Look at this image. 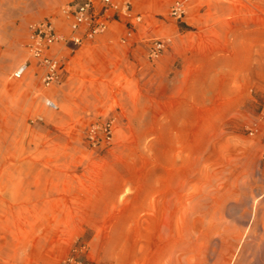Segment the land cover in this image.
Returning a JSON list of instances; mask_svg holds the SVG:
<instances>
[{
	"label": "rangeland",
	"instance_id": "1",
	"mask_svg": "<svg viewBox=\"0 0 264 264\" xmlns=\"http://www.w3.org/2000/svg\"><path fill=\"white\" fill-rule=\"evenodd\" d=\"M70 1L0 0V264H264V0H131V36L57 46L49 87L33 59L11 77Z\"/></svg>",
	"mask_w": 264,
	"mask_h": 264
},
{
	"label": "built area",
	"instance_id": "2",
	"mask_svg": "<svg viewBox=\"0 0 264 264\" xmlns=\"http://www.w3.org/2000/svg\"><path fill=\"white\" fill-rule=\"evenodd\" d=\"M188 0H175L170 8V15L183 18L187 13ZM62 14L68 21V28L62 31L56 21L47 18L29 25L28 48L30 58L18 65L11 77L21 78L31 67L32 59L42 68V82L49 87L59 82L64 69V62L55 52L59 45L72 43L83 46L94 41L99 35L107 32L113 23L123 22L127 36H131L136 27L143 22V14L134 10L131 0H71L62 9ZM126 36V37H127ZM126 38H123V41ZM171 41L170 37L155 38L148 48L150 59L158 58ZM46 106L55 109L57 104L51 99H45ZM89 137L93 143L112 142L114 123L108 120L104 123H93L89 127ZM74 257H66L60 264H75ZM76 264H81L78 261Z\"/></svg>",
	"mask_w": 264,
	"mask_h": 264
}]
</instances>
